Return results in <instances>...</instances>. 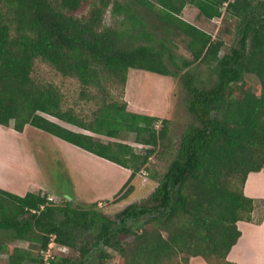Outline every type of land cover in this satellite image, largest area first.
<instances>
[{"label": "trees", "instance_id": "16d2710c", "mask_svg": "<svg viewBox=\"0 0 264 264\" xmlns=\"http://www.w3.org/2000/svg\"><path fill=\"white\" fill-rule=\"evenodd\" d=\"M187 5L208 20L236 18L238 45L220 56L224 40L185 20ZM109 9L114 25L105 24ZM175 39L186 40L192 53L183 67L205 64L213 74L200 80L183 72L194 121L166 172L151 176L158 185L149 198L113 220L97 202L56 204L42 191L18 195L0 187V231L25 242L0 243L5 264H45L42 251L52 234L58 246L79 254L55 253L50 264L96 258L97 264L116 258L118 264H190L198 256L235 264L228 254L242 234L237 223L255 220L256 200L245 195V184L264 168V0H0V125L18 132L32 125L130 169L114 195L121 201L157 149L171 142L170 120L128 110L113 91L126 86L132 68L176 74L165 61L166 43ZM169 58L175 63L173 53ZM39 59L77 79L80 99L96 106L90 117L66 105L56 84L33 76ZM248 75L259 80V92ZM124 133L134 134L143 150L101 138ZM263 220L264 213L256 221Z\"/></svg>", "mask_w": 264, "mask_h": 264}, {"label": "rangeland", "instance_id": "374dc122", "mask_svg": "<svg viewBox=\"0 0 264 264\" xmlns=\"http://www.w3.org/2000/svg\"><path fill=\"white\" fill-rule=\"evenodd\" d=\"M225 12V9H223ZM182 17L210 32L213 37H221L225 46L220 56L229 53L238 45L241 36L240 24L236 18L223 20V17L206 19L200 14L194 5H187ZM116 16L109 9L105 15V24L114 25ZM136 43H146L143 40ZM160 40L154 42L159 45ZM168 51L165 61L173 75H161L142 69H130L128 81L123 89H115L113 98L119 103L127 102V109L149 115H155L160 119L170 120L171 142L159 147L150 158L149 169L141 171L132 181L134 191L121 201H114V195L120 190L130 176V170L115 164L109 160L87 152L76 145L55 137L44 130L27 125L24 132H18L11 126L0 125V172L9 181L12 190L23 195L30 189L43 187L50 191L56 204H61L59 198L69 200L75 206H89L95 202L97 208L109 218L116 220L118 212L132 203H142L149 198L158 185V181L151 178L156 172L164 174L174 159L176 150L188 125L194 121V117L188 110L187 100L189 95L184 87L183 72L194 73L200 80H207L213 72L205 64L193 63L190 67H183L184 61H192V53L186 46V40L175 39L174 44L166 43ZM173 53L174 62H171L169 54ZM33 76L45 82L56 84L64 94L66 105L74 106L82 115L91 116L96 106L80 99V84L75 78L63 76L48 63L39 59L36 61ZM254 91H260V83L255 75H248ZM65 124V123H64ZM74 130L81 128L65 124ZM161 125L158 121L157 127ZM105 141L124 140L134 145L138 151L144 146L135 142V135L124 133L121 138L101 136ZM102 203V205L100 204ZM259 205L255 220L261 218L264 213V201H257ZM89 233L88 235H91ZM247 240H244L246 245ZM0 243L17 244L25 246V242L12 240L0 231ZM246 249L247 260L260 263L258 250L250 243ZM66 253L56 250L55 253ZM78 256V251H67ZM118 257V256H117ZM259 257V258H258ZM7 256L0 255V264H5ZM118 258L109 264H118ZM255 261H254V260ZM245 262V263H248ZM90 264H97V258L91 259ZM213 264H225L213 259ZM191 264V263H190ZM194 264H206L205 259L198 256Z\"/></svg>", "mask_w": 264, "mask_h": 264}, {"label": "crops", "instance_id": "0c3cea01", "mask_svg": "<svg viewBox=\"0 0 264 264\" xmlns=\"http://www.w3.org/2000/svg\"><path fill=\"white\" fill-rule=\"evenodd\" d=\"M26 127H27V125H26ZM26 127H25L24 131L26 130ZM55 137H57V136H55ZM87 152H89V151H87ZM130 173H131V171H130ZM0 187L2 189L7 190V191L18 194V192L16 190L11 189V187L9 185V181L4 177L2 172H0ZM29 191H32V192L42 191L43 193H47V194L52 195L55 198H57L55 195L50 193V191H48L47 189H45L43 187H39L36 189H30V190L26 191V193ZM26 193H24L23 195H25ZM244 193H245V195H247L251 198H254L257 201H261V202L264 201V168L258 172H251L248 175V178H247V181L245 184V188H244ZM18 195H20V194H18ZM59 199L61 201H63V198L62 199L59 198ZM258 207H259V205H256V208L253 212V216H255V214L258 212L257 211ZM237 224H238V227L241 230L242 234H241L238 242L232 247L230 253L228 254L229 261L234 262L235 264H257L256 262H253L252 260L250 262H248V260H247V254L250 251H248L249 249H246V247L248 246L247 244L250 243L252 246L255 247L256 250H258L259 256L262 257V258L258 257L260 260V263H258V264H264V220L261 223H258L256 220H254L252 222L241 220ZM245 239L247 240L246 245H244ZM0 255L4 256V257L7 256L5 253H0ZM195 258L196 257H193L191 259V264H194ZM205 262H206V264H208L206 260H205ZM245 262H248V263H245Z\"/></svg>", "mask_w": 264, "mask_h": 264}, {"label": "built area", "instance_id": "2783aa9c", "mask_svg": "<svg viewBox=\"0 0 264 264\" xmlns=\"http://www.w3.org/2000/svg\"><path fill=\"white\" fill-rule=\"evenodd\" d=\"M48 199L54 203L56 201L55 197L52 195H48ZM100 204L102 205L101 202H100ZM56 250H59V251L61 250L63 252H67L69 249L66 246H58V244L56 243V235L52 234L51 235V241L49 243L48 248L46 250L42 251L45 264L51 263V259L54 258Z\"/></svg>", "mask_w": 264, "mask_h": 264}]
</instances>
